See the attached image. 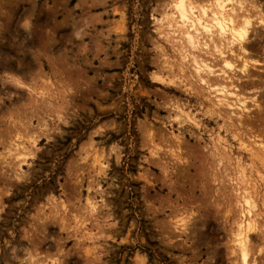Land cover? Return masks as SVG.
Wrapping results in <instances>:
<instances>
[{"label": "rangeland", "instance_id": "1", "mask_svg": "<svg viewBox=\"0 0 264 264\" xmlns=\"http://www.w3.org/2000/svg\"><path fill=\"white\" fill-rule=\"evenodd\" d=\"M168 2L0 0V264H241L242 170L264 264V0L230 120L160 35Z\"/></svg>", "mask_w": 264, "mask_h": 264}, {"label": "bare ground", "instance_id": "2", "mask_svg": "<svg viewBox=\"0 0 264 264\" xmlns=\"http://www.w3.org/2000/svg\"><path fill=\"white\" fill-rule=\"evenodd\" d=\"M168 6L171 11L164 14L166 24L161 25L159 21L163 28L162 31L160 30V35L166 41H173L174 46L178 47L182 71L196 83L201 84V88L207 95L212 96L209 98L212 105L227 111L226 119L230 120L232 115L238 114L237 109L241 111L246 109L245 101L240 97L241 86L238 83L243 78H250L249 69L254 67L246 46L252 23L244 0H170ZM260 21L263 22V20ZM237 61H240L239 68L235 65ZM237 68L239 72L245 74L244 77H238ZM156 79L159 80L158 77ZM180 104L176 106V114L181 118L192 120L189 112ZM28 136L22 138L31 139ZM15 139H12V144L15 145L14 150L20 153L24 149L21 145L23 142L17 143L15 142L17 138ZM238 173L240 175L233 180L235 182L234 205L239 212L235 220L233 242L239 251L241 264H249V231L253 225L247 217L255 205L247 196V192L243 193L240 189L244 183L248 182L246 174L243 170ZM87 206L92 209L94 205L91 203L90 207L88 201Z\"/></svg>", "mask_w": 264, "mask_h": 264}]
</instances>
